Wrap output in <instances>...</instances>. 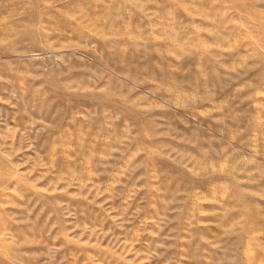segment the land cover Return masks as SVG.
Listing matches in <instances>:
<instances>
[{"label": "rangeland", "instance_id": "obj_1", "mask_svg": "<svg viewBox=\"0 0 264 264\" xmlns=\"http://www.w3.org/2000/svg\"><path fill=\"white\" fill-rule=\"evenodd\" d=\"M0 264H264V0H0Z\"/></svg>", "mask_w": 264, "mask_h": 264}, {"label": "bare ground", "instance_id": "obj_2", "mask_svg": "<svg viewBox=\"0 0 264 264\" xmlns=\"http://www.w3.org/2000/svg\"><path fill=\"white\" fill-rule=\"evenodd\" d=\"M44 16V15H43Z\"/></svg>", "mask_w": 264, "mask_h": 264}]
</instances>
